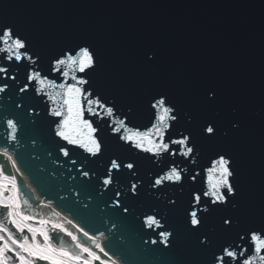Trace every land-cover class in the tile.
<instances>
[{
    "label": "snow or ice",
    "instance_id": "obj_1",
    "mask_svg": "<svg viewBox=\"0 0 264 264\" xmlns=\"http://www.w3.org/2000/svg\"><path fill=\"white\" fill-rule=\"evenodd\" d=\"M156 63L147 53L144 66ZM100 71L90 43L48 51L0 18V155L19 173L21 149L47 137L79 181L67 210L108 221L100 243L40 217L0 166V264H264V135L257 183L242 106L209 80L125 94L98 84Z\"/></svg>",
    "mask_w": 264,
    "mask_h": 264
},
{
    "label": "water",
    "instance_id": "obj_2",
    "mask_svg": "<svg viewBox=\"0 0 264 264\" xmlns=\"http://www.w3.org/2000/svg\"><path fill=\"white\" fill-rule=\"evenodd\" d=\"M0 18L19 25L48 51L66 43H90L101 58L98 84L121 93L214 82L245 112V164L258 183L264 135V0H0ZM149 52L157 57L150 69L144 66ZM43 139L44 147L21 149L19 167L42 198L100 234L95 230L103 231L107 220L87 223L65 207L64 197H76L73 184L78 187L79 181L67 175L71 165L57 163L56 149ZM25 142L30 143L27 136ZM5 146L0 140V147ZM19 185L29 202H36L22 178ZM38 207L47 208L45 203Z\"/></svg>",
    "mask_w": 264,
    "mask_h": 264
},
{
    "label": "bare ground",
    "instance_id": "obj_3",
    "mask_svg": "<svg viewBox=\"0 0 264 264\" xmlns=\"http://www.w3.org/2000/svg\"><path fill=\"white\" fill-rule=\"evenodd\" d=\"M11 175H13V176L16 177V174L14 172ZM38 209L39 210L36 212V214H38L40 217H44V213H46L45 215H46V217L48 219L57 220L59 222H63L65 220H67L61 214L59 215V217L55 216L54 213H58V212H55L53 209L49 208L48 206H47V208L45 210H41L40 207H38ZM66 226L69 227L70 230H73L74 231V229L71 228V225H66ZM98 240L100 242L102 240V237H99Z\"/></svg>",
    "mask_w": 264,
    "mask_h": 264
}]
</instances>
